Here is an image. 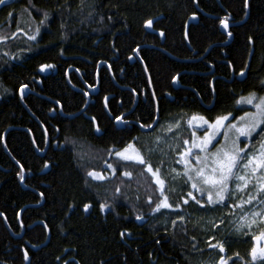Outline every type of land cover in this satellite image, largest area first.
I'll use <instances>...</instances> for the list:
<instances>
[{
	"label": "trees",
	"instance_id": "obj_1",
	"mask_svg": "<svg viewBox=\"0 0 264 264\" xmlns=\"http://www.w3.org/2000/svg\"><path fill=\"white\" fill-rule=\"evenodd\" d=\"M45 13L49 19L41 25ZM191 14L199 19L189 24L187 43ZM225 18L229 42L220 28ZM148 20L163 39L145 30ZM33 35L36 39H29ZM45 64L54 67L40 71ZM241 72L244 76L237 78ZM261 81L264 0H248L247 7L244 0L1 4L0 264H204L219 255L229 264H245L242 258L249 260L257 243L264 248V238L223 235L220 227L157 213L162 195L146 167H155L159 159L151 162L144 155L142 165L116 152L131 141L145 149L148 138L178 114L210 119L238 114L243 108L237 98L264 93ZM23 85L31 92L21 100ZM95 85L97 93L86 92L89 102L80 111L87 102L84 87ZM122 110L133 119L131 126L113 123ZM156 116V125L146 130ZM261 128L258 133L264 135ZM85 205H90L87 211ZM39 222L49 238L34 249L30 245H40L47 235ZM216 240L224 242L225 251L212 246Z\"/></svg>",
	"mask_w": 264,
	"mask_h": 264
},
{
	"label": "rangeland",
	"instance_id": "obj_2",
	"mask_svg": "<svg viewBox=\"0 0 264 264\" xmlns=\"http://www.w3.org/2000/svg\"><path fill=\"white\" fill-rule=\"evenodd\" d=\"M6 1L8 0H5V2ZM98 68L99 67H97V69ZM252 93L254 92L240 95L237 98V106L243 108L238 114H234L233 112L225 113L217 115L212 119L199 113H189L187 117L186 115L178 114L174 119H170L161 127L153 137L148 138V146L145 149H139L133 145L143 158L144 155H148V161L151 160L152 162L156 160V158L159 159L155 167L150 165L153 171L157 168L160 170L158 175L165 182L164 193L163 195L161 194V201L164 199V196H168V202L172 207L161 208L157 213H162L164 217L173 213L174 215H181L187 220L191 218L203 228L210 227L216 229L220 227V230L223 231V235L233 232L243 237L250 235L255 238L259 232L264 233V192L260 191V187L264 185V170H258L253 176L251 175V166L249 169L243 168L242 163H246V160H244L239 165L238 169H234V173L235 176L244 175L246 177L248 180L247 187H244V181L237 180L234 176L233 179L229 181V192L231 195L226 194L224 201L212 204L208 203L207 193L201 194V192L192 188L191 185L193 181H189L187 176L184 175L186 167L185 160L195 165V157L197 155L204 156L206 154L200 152L199 148L193 147L192 141L195 140L197 144L199 143L200 139L205 135V130L208 129V124H204L198 119L192 121L190 124L189 121L191 118L194 115L197 117L203 116L209 124H212L217 117H228V119L224 121V127L219 129L218 134L212 141V145L207 149V153L215 152L217 148L226 143L223 133L228 132L230 139L235 138L234 130L229 131L228 125L237 124L239 126L243 123L240 121V117L244 116L245 113H254L256 111L253 104L257 103L258 100H254L253 104L238 103L242 97H248ZM255 95L258 98L264 97V93H255ZM260 128H257L256 132L250 137L242 136L239 138L240 147L244 148L245 152H248L249 155L258 154L260 143L264 142V135L258 133ZM254 138H256L255 141L253 140ZM184 141H188L189 143L185 144ZM227 143H230V140ZM189 148H191V154L182 157V153ZM129 154H133L131 150ZM97 174H99V178L103 177L102 174ZM190 174L194 175V173ZM206 174H211L210 168L206 169ZM196 182L201 184L199 180ZM158 188L160 190L159 185ZM241 188L243 189L242 191L240 190ZM212 191L214 193L215 190L213 189ZM189 192H191L196 199L200 200V204H197L196 201L192 199V196L188 195ZM249 197L252 198L251 203H247ZM185 200H187L188 203H184ZM179 201H181V205ZM183 204H189L191 208L184 210ZM193 206L203 210H196ZM207 241L212 242L213 238H209ZM215 243L224 244L222 240H216ZM255 248L259 249V243H257ZM221 257L224 258L226 264H229L225 255L208 257L204 264H219ZM250 257L249 260L245 257L242 258L243 263L264 264V257L258 255L256 258H253L252 254Z\"/></svg>",
	"mask_w": 264,
	"mask_h": 264
},
{
	"label": "snow or ice",
	"instance_id": "obj_3",
	"mask_svg": "<svg viewBox=\"0 0 264 264\" xmlns=\"http://www.w3.org/2000/svg\"><path fill=\"white\" fill-rule=\"evenodd\" d=\"M245 6H248V0H244ZM5 0H0V4H4ZM195 19V15L192 17ZM49 19L47 13L44 14V19L41 20L39 23L43 25L45 21ZM223 28L227 29L229 27V23L227 18L222 19L220 21ZM153 21L148 20L146 22V27H152ZM37 34L40 32V28H36ZM163 35V33H161ZM228 35L231 36L232 33L228 32ZM29 39H36V36H30ZM251 40V38H250ZM131 58V57H130ZM53 65L45 64L42 65L40 71H44L47 68H52ZM240 75H244L243 72ZM264 83V81H261ZM27 88V85H23L20 88L21 96H23L24 89ZM254 100H258L257 103L253 104ZM59 103V101H57ZM238 103H247L253 104L256 111L254 113H245L244 116L240 117V121L243 123L239 126L237 124H229L228 128L229 131L234 130L235 138L230 139L228 132L223 133L224 139L226 143L221 147L217 148L215 152L207 153V149L210 145H212V141L215 139L216 135L220 128L224 127V121L228 119L227 116H220L217 117L215 122L209 124V122L203 116H193L189 123L191 124L192 121L200 120L204 124H208V129L205 130V135L203 138L200 139L199 143L197 144L195 140L192 141L193 147L199 148L200 152L206 153L204 156L197 155L195 157V165H192L190 161L185 160V173L184 175L187 176L189 181H193L192 188H195L197 191L201 192V194L207 193L208 203H220L225 200L226 194L231 195L229 192V181L233 179L235 176L234 169H238L239 165L246 160V163H242L244 169H249L251 166V175H255L258 170H264V142L260 143L258 154L249 155L248 152H245L244 148L240 147L239 138L240 137H250L254 132H256L257 128H260L261 125H264V97H257L255 93L250 94L248 97H242ZM55 111V109H53ZM95 119V118H93ZM117 121H121L122 117L117 116ZM170 130V129H169ZM96 131L99 132L100 128L97 127ZM261 133L264 134V128H261ZM195 135V134H193ZM230 140V143H227ZM185 144L189 143L188 141H184ZM133 154H129V152ZM191 154V148L186 149L184 153H182V157L189 156ZM243 154V155H242ZM116 155L121 157L123 160H135L139 164H146L145 159L143 156L140 155L138 151L134 148L132 144L127 145L123 151L116 152ZM179 162V161H178ZM17 164H20V161H17ZM21 170L18 173L20 176L21 182L24 181V166L21 165ZM44 167H48L47 164ZM109 168L112 165H108ZM210 168L211 174H206V169ZM146 171L152 173L153 177L155 178L156 183L160 186L161 194L164 193V180L160 178L158 175L159 169L157 168L153 171V168L150 164H147ZM194 173V175L190 174ZM89 176L99 178V174L95 172H89ZM125 176H131V173L125 172ZM235 179L244 181V187H247L248 180L244 175L235 176ZM201 181V184H198L196 181ZM210 186V187H205ZM215 190L214 193L212 190ZM243 190L242 188L240 189ZM174 191V189H173ZM260 191L264 192V185L260 187ZM41 195H43L41 193ZM189 196H192V199L196 201L197 204H200V200L196 199L195 196L192 195L191 192L188 193ZM215 195V199H214ZM252 198L249 197L247 203H251ZM184 203H188L187 200ZM85 211L88 210L90 205H85ZM105 205H101V208H104ZM172 205L168 202V196H164V199L156 205L154 211H160L161 208H170ZM2 215V214H0ZM137 219H142V217L138 216ZM243 226V225H242ZM264 238V233H261L260 236L255 237V239L260 240ZM213 247H219L221 252L225 251L224 246L222 243H218L217 245H212ZM253 258H256L258 255L264 257V248H253L251 251ZM24 258L28 259V254L25 252ZM219 264H226V261L223 257L220 258Z\"/></svg>",
	"mask_w": 264,
	"mask_h": 264
},
{
	"label": "water",
	"instance_id": "obj_4",
	"mask_svg": "<svg viewBox=\"0 0 264 264\" xmlns=\"http://www.w3.org/2000/svg\"><path fill=\"white\" fill-rule=\"evenodd\" d=\"M196 1V0H195ZM195 15V19H193L192 17ZM198 19H199V17H198V15L197 14H191L189 17H188V19H187V21H186V24H185V34H184V37H185V41L188 43V40H187V28H188V25L190 24V23H193V24H195V23H197L198 22ZM245 19H246V16H245ZM244 19V20H245ZM153 21V20H152ZM236 24V23H235ZM144 28H145V30H147L148 32H150V33H155V34H157L161 39H163V35H161V31H157V30H154L152 27H146V22H145V24H144ZM220 28H221V30L227 35V37H228V40L226 41V42H229L230 40H231V36H229L228 35V28L227 29H225V28H223L222 27V25H221V23H220ZM134 53L136 54L137 53V49H135V51H134ZM101 63H99V65H100ZM99 65H98V67H99ZM244 73V72H243ZM244 75H240V73L237 75V78H242ZM173 84H174V86L175 87H178L179 85H178V79H177V76L173 79ZM91 91H92V93H94L95 91L93 90V89H91ZM29 92V90H28V87L27 88H25L24 89V92H23V96H25L27 93ZM19 95H20V99L22 100V98H23V96H21V93H20V90H19ZM107 98H108V96L107 97H105L104 98V101H103V103H104V108L107 110ZM87 106V103H85V105L81 108V110L80 111H82V110H84V108ZM80 111H78V112H76V113H74L73 115H71V116H75V115H77V114H79V112ZM156 119H157V116H156V118H155V120H154V122L149 126V127H147V128H145L146 130L147 129H151L154 125H155V123H156ZM117 121V120H116ZM21 183H23V182H21ZM8 227V226H7ZM18 236H20V235H18Z\"/></svg>",
	"mask_w": 264,
	"mask_h": 264
},
{
	"label": "flooded vegetation",
	"instance_id": "obj_5",
	"mask_svg": "<svg viewBox=\"0 0 264 264\" xmlns=\"http://www.w3.org/2000/svg\"><path fill=\"white\" fill-rule=\"evenodd\" d=\"M67 74H68V72H66ZM95 77H96V80H97V78H98V69L96 70V73H95ZM80 91H81V87H80ZM83 91H84V93H85V96H86V92L88 91L87 90V88H86V86L84 87V89H83ZM98 91V90H97ZM97 93V92H96ZM95 93V94H96ZM91 96H93V95H90V97ZM105 97V96H104ZM104 97H103V100H104ZM92 100V102H93V99H91ZM55 103V105H56V107H57V111H58V113L61 115V116H64L65 115V113H63L62 112V106H61V104L60 103H57V101H54ZM103 102V101H102ZM53 109H55L54 107L52 108V110H51V112L53 113L52 115H54L55 113V111H53ZM106 110V109H105ZM107 111V110H106ZM117 116H119V117H122V120L121 121H116V117ZM116 117H114V118H112L113 119V123H115L116 125H121V127H123V126H131V124L132 123H134L133 122V119L132 118H128V112L126 111V110H122L118 115H117ZM156 125V124H155ZM47 140H48V137L46 138V143H47ZM254 140V139H253ZM129 144H132L133 145V143H132V141L131 142H129ZM129 144H127V145H129ZM127 145L125 146V147H123L122 149H120V150H117V152H119V151H123L124 150V148H126L127 147ZM24 175V174H23Z\"/></svg>",
	"mask_w": 264,
	"mask_h": 264
},
{
	"label": "bare ground",
	"instance_id": "obj_6",
	"mask_svg": "<svg viewBox=\"0 0 264 264\" xmlns=\"http://www.w3.org/2000/svg\"><path fill=\"white\" fill-rule=\"evenodd\" d=\"M189 26V25H188ZM188 29V28H187ZM132 59V58H131ZM99 65V64H98ZM28 87V86H27ZM88 88V91H89V93H91V94H95L96 92H97V90H98V85H95V86H93V87H87ZM91 89H93L95 92L94 93H92V91H91ZM28 90H29V92L28 93H30L31 92V90L29 89V87H28ZM27 93V94H28ZM89 93H86V97H87V105H88V102H89ZM26 94V95H27ZM25 95V96H26ZM19 97H20V95H19ZM24 97V96H23ZM105 97H107V96H105ZM104 97V98H105ZM23 99V98H22ZM104 101V100H103ZM104 104V103H103ZM149 130V129H148ZM24 174V173H23ZM39 223H41L43 226H44V228H45V230H46V233H47V235H46V240L43 242V243H41L40 245H36V246H34V245H30L32 248H34V249H36V248H39L41 245H44L45 243H46V241L48 240V238H49V231H48V229H47V227H46V225L43 223V222H39Z\"/></svg>",
	"mask_w": 264,
	"mask_h": 264
}]
</instances>
